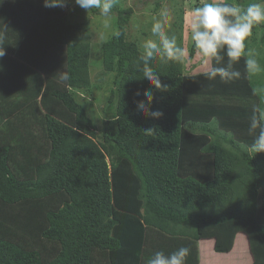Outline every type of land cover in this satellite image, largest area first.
I'll return each mask as SVG.
<instances>
[{"label":"trees","instance_id":"16d2710c","mask_svg":"<svg viewBox=\"0 0 264 264\" xmlns=\"http://www.w3.org/2000/svg\"><path fill=\"white\" fill-rule=\"evenodd\" d=\"M112 11L117 31L101 50L114 112L99 128L79 101L93 87L94 15L72 20L44 0H0V264H143L180 247L189 249L186 264H206L200 240L228 254L239 233L250 264H264V152L248 151L264 90L245 57L233 64L240 77L225 82L154 56L150 66L169 87L155 92L153 110L164 115L148 118L136 107L152 86L137 71L143 51L128 31L135 9ZM257 35L264 65V24L246 51ZM196 51L193 42L190 58Z\"/></svg>","mask_w":264,"mask_h":264},{"label":"clouds","instance_id":"9594fccd","mask_svg":"<svg viewBox=\"0 0 264 264\" xmlns=\"http://www.w3.org/2000/svg\"><path fill=\"white\" fill-rule=\"evenodd\" d=\"M68 0H44L45 7H65ZM79 7L90 10L99 9L104 17H109L114 6V0H75ZM169 12L162 10L160 18H155L151 27L154 38H149L143 43V53L140 56L141 64H137V71L143 73L152 86L143 91L144 99L136 102L137 110L144 116L152 119L161 118L164 113L153 110L156 97L155 92H165L168 85L162 83L160 74L157 73L150 61L154 56L162 63H184L189 59V50L177 43L175 35L169 36L166 26ZM264 24V0L250 3L246 8L236 4L227 3L225 0H204L202 6L195 7L190 13L185 14V31L190 32L191 40L202 57L206 70L202 75L208 80L219 77L228 82L240 77V72L234 70L233 64L245 57V66L249 73L260 70L259 63L252 51H246L248 37L252 35L254 26ZM104 27L108 28L107 20ZM118 35V33H117ZM226 53L228 62L223 64ZM5 55V49L0 46V58ZM220 65V66H217ZM67 73L61 74V80L69 79ZM137 96L141 95L137 91ZM249 134L253 136V142L249 146L250 153L264 152V108L253 106L252 115L249 119ZM189 249L180 247L170 254L156 251L143 259V264H186Z\"/></svg>","mask_w":264,"mask_h":264},{"label":"rangeland","instance_id":"374dc122","mask_svg":"<svg viewBox=\"0 0 264 264\" xmlns=\"http://www.w3.org/2000/svg\"><path fill=\"white\" fill-rule=\"evenodd\" d=\"M157 0H114V8H128L132 6L135 9L134 15L131 19L128 31L131 35L135 33L133 40L139 43L140 49L143 51V43L149 38H154L151 33V27L155 18H160L162 10L167 9L169 12L168 24L166 30L169 36L175 35L181 32L183 35V46L189 50V59L186 60L185 68L190 73L203 72L206 70L205 65L202 62V57L198 50L193 58H190V49L193 41L191 40L190 32L185 31V14L190 13L194 9V5L198 2L203 3L204 0H159L161 6L156 7ZM70 19L81 20L84 17H88L93 14L91 27H90V40L93 45L91 53V77H92V91H84L79 94V101H81L88 109L89 115H91L98 127H102V121L109 115L112 110L110 103L108 102V96L110 95V89L113 86V74H105L102 66V50L101 45L104 41H107L113 37L117 31V11L111 12L109 17H104L99 10V14H94L91 9L85 10L75 4V0H70L65 6ZM183 11L184 21L181 22L180 11ZM178 15V16H177ZM107 20L109 27L105 28L104 23ZM260 36L257 35L256 39L249 40L250 49L254 57L261 60L257 52L262 45L260 43ZM262 53V51L260 52ZM260 70L255 73H251L252 79L257 81L261 90H264V65L259 61ZM263 81V82H262ZM262 108H264V93H262ZM261 214V213H260ZM262 216V215H261ZM261 221L264 223V217ZM240 234V235H239ZM235 240V246L228 254H218L214 250V240H204V252L205 259H210L212 264H250L252 262V255L250 254V247L247 237L244 233H239ZM242 237V238H241ZM217 259L218 261H216Z\"/></svg>","mask_w":264,"mask_h":264},{"label":"crops","instance_id":"0c3cea01","mask_svg":"<svg viewBox=\"0 0 264 264\" xmlns=\"http://www.w3.org/2000/svg\"><path fill=\"white\" fill-rule=\"evenodd\" d=\"M210 240V239H209ZM204 240H200L199 243H200V255H201V261L203 263H206V264H212V262H210L211 260L210 259H205V252H204V247H205V244L203 243ZM218 254H221V253H218ZM225 255V254H224ZM216 261H218L217 259H215Z\"/></svg>","mask_w":264,"mask_h":264}]
</instances>
